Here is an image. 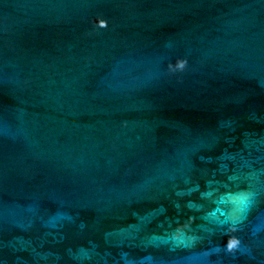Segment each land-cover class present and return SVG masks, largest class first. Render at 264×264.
Masks as SVG:
<instances>
[{
  "label": "water",
  "instance_id": "obj_1",
  "mask_svg": "<svg viewBox=\"0 0 264 264\" xmlns=\"http://www.w3.org/2000/svg\"><path fill=\"white\" fill-rule=\"evenodd\" d=\"M0 264H264V0H0Z\"/></svg>",
  "mask_w": 264,
  "mask_h": 264
}]
</instances>
